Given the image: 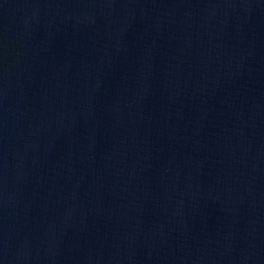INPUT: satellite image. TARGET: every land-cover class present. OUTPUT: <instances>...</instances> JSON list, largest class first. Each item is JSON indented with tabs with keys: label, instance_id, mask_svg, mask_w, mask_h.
<instances>
[{
	"label": "water",
	"instance_id": "obj_1",
	"mask_svg": "<svg viewBox=\"0 0 264 264\" xmlns=\"http://www.w3.org/2000/svg\"><path fill=\"white\" fill-rule=\"evenodd\" d=\"M0 264H264V0H0Z\"/></svg>",
	"mask_w": 264,
	"mask_h": 264
}]
</instances>
